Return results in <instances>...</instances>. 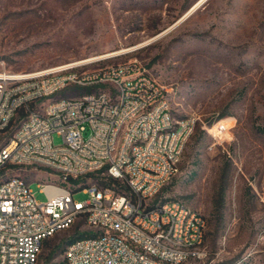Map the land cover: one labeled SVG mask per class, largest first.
Returning a JSON list of instances; mask_svg holds the SVG:
<instances>
[{
	"label": "rangeland",
	"instance_id": "374dc122",
	"mask_svg": "<svg viewBox=\"0 0 264 264\" xmlns=\"http://www.w3.org/2000/svg\"><path fill=\"white\" fill-rule=\"evenodd\" d=\"M198 1L0 0V67L33 72L137 46ZM130 59L166 89L177 120L198 118L178 174L156 201L181 200L207 219L205 255L185 264H264V0H208L159 42L100 65ZM92 91L70 87L43 105ZM225 120L234 124L219 144L214 128ZM54 141L63 144L61 136ZM11 178L31 184L40 203L47 202L40 182L62 180L31 166L0 173L2 181ZM104 179L85 177L69 186H103ZM90 235L79 221L44 243L39 264H64L70 242Z\"/></svg>",
	"mask_w": 264,
	"mask_h": 264
},
{
	"label": "built area",
	"instance_id": "2783aa9c",
	"mask_svg": "<svg viewBox=\"0 0 264 264\" xmlns=\"http://www.w3.org/2000/svg\"><path fill=\"white\" fill-rule=\"evenodd\" d=\"M108 60L22 73L0 67V173L31 166L62 179L40 182L45 203L24 180H0V264H39L44 243L81 220L92 236L67 248L65 264H185L204 257L207 219L181 200L156 203L179 172L198 118L177 120L166 89L138 59L100 65ZM70 87L93 91L44 107ZM222 133L216 132L219 144ZM90 175L115 184L69 186ZM78 193L89 199L77 201Z\"/></svg>",
	"mask_w": 264,
	"mask_h": 264
},
{
	"label": "bare ground",
	"instance_id": "6f19581e",
	"mask_svg": "<svg viewBox=\"0 0 264 264\" xmlns=\"http://www.w3.org/2000/svg\"><path fill=\"white\" fill-rule=\"evenodd\" d=\"M206 0H199L197 2V4L193 7L194 9L192 10L195 11L194 14L200 9L199 7H202L205 4ZM193 14V15H194ZM167 36V34H161L158 35L157 37H153L150 38L144 42H142L141 44L134 46V47H129V48H123L120 50H115V51H111L108 52L106 54H102L99 56H94L88 59H84L82 60L83 63H92V62H96V61H102V60H107V59H113V58H117V57H121L123 55H128V54H132L135 53L145 47L151 46L157 42H159L160 40H162L163 38H165ZM234 122L232 120H225L222 121L221 123H219L216 127H215V131L218 132L219 130L222 129L223 133L221 134L222 137H226L228 138L230 136L229 130L233 127Z\"/></svg>",
	"mask_w": 264,
	"mask_h": 264
},
{
	"label": "water",
	"instance_id": "95a60500",
	"mask_svg": "<svg viewBox=\"0 0 264 264\" xmlns=\"http://www.w3.org/2000/svg\"><path fill=\"white\" fill-rule=\"evenodd\" d=\"M206 2H208V0H206ZM205 2V3H206ZM204 6V5H203ZM202 6V7H203ZM196 7V6H195ZM201 8V7H199ZM194 8H192L184 17H182L176 24H174L172 27H170L169 29L165 30L163 33L161 34H170L172 31H174L178 26H180L181 24H183L186 20H188L193 14L195 11L192 12ZM160 34V35H161Z\"/></svg>",
	"mask_w": 264,
	"mask_h": 264
},
{
	"label": "trees",
	"instance_id": "16d2710c",
	"mask_svg": "<svg viewBox=\"0 0 264 264\" xmlns=\"http://www.w3.org/2000/svg\"><path fill=\"white\" fill-rule=\"evenodd\" d=\"M94 176H95V175H90L89 177H94ZM114 184H115V182H114L113 180L109 179V178H106V179L103 180V186H106V187H112ZM85 188H86V186H81V187H79V188H74V190H76V191H81V190H84ZM90 237H91V235H90V236H82V237H80L79 239L70 242L69 246L72 245L73 243H75L76 241L80 240V239L90 238ZM69 246H68V247H69ZM68 247H67V248H68ZM66 250H67V249H66ZM64 264H65V263H64Z\"/></svg>",
	"mask_w": 264,
	"mask_h": 264
}]
</instances>
